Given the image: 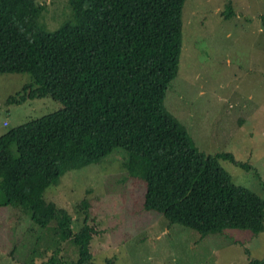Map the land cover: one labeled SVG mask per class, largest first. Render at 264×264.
I'll use <instances>...</instances> for the list:
<instances>
[{"label": "trees", "instance_id": "obj_1", "mask_svg": "<svg viewBox=\"0 0 264 264\" xmlns=\"http://www.w3.org/2000/svg\"><path fill=\"white\" fill-rule=\"evenodd\" d=\"M58 1L66 20L52 30L45 3L0 0V73L33 77L7 102L50 96L61 104L0 135V209L23 210L54 254L71 239L70 264H94L88 199L74 232L72 217L44 193L66 172L122 148L127 174L146 183L145 210L202 238L228 229L263 233L264 196L235 184L220 159L249 166L232 153L198 149L164 106L178 72L185 0ZM245 253L250 264H264Z\"/></svg>", "mask_w": 264, "mask_h": 264}, {"label": "rangeland", "instance_id": "obj_2", "mask_svg": "<svg viewBox=\"0 0 264 264\" xmlns=\"http://www.w3.org/2000/svg\"><path fill=\"white\" fill-rule=\"evenodd\" d=\"M39 1L47 6V26L58 28L66 20L62 2ZM182 23L178 72L164 106L198 149L212 155L229 152L247 164L249 170L220 159L235 184L263 197L264 0H185ZM32 79L30 73H0V135L61 109L50 96L7 102ZM127 156L115 149L100 163L66 172L44 193L72 217L74 232L83 221L79 204L88 199L94 264L107 259L110 264H250L245 249L251 258L264 259V232L255 236L228 229L202 238L145 210L146 183L127 174L122 165ZM50 242L23 210L0 209V264H50L51 257L56 264H70L76 259L71 239L57 254Z\"/></svg>", "mask_w": 264, "mask_h": 264}]
</instances>
